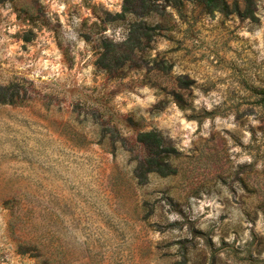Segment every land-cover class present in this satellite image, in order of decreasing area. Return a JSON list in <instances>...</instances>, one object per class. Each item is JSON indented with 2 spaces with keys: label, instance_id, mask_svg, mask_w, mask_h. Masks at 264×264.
I'll return each instance as SVG.
<instances>
[{
  "label": "rangeland",
  "instance_id": "rangeland-1",
  "mask_svg": "<svg viewBox=\"0 0 264 264\" xmlns=\"http://www.w3.org/2000/svg\"><path fill=\"white\" fill-rule=\"evenodd\" d=\"M212 1L0 0V264H264V0Z\"/></svg>",
  "mask_w": 264,
  "mask_h": 264
},
{
  "label": "trees",
  "instance_id": "trees-1",
  "mask_svg": "<svg viewBox=\"0 0 264 264\" xmlns=\"http://www.w3.org/2000/svg\"><path fill=\"white\" fill-rule=\"evenodd\" d=\"M207 1L213 3L212 0H206V2ZM255 94L259 95L261 100L264 101V90L255 91ZM137 141L145 147L147 153H151L160 145L161 137L154 131L143 132L138 134Z\"/></svg>",
  "mask_w": 264,
  "mask_h": 264
}]
</instances>
